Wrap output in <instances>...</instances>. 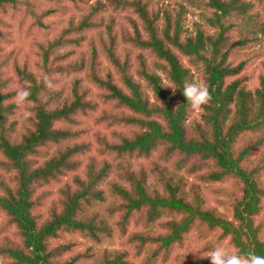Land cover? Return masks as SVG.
Here are the masks:
<instances>
[{"label":"trees","instance_id":"trees-1","mask_svg":"<svg viewBox=\"0 0 264 264\" xmlns=\"http://www.w3.org/2000/svg\"><path fill=\"white\" fill-rule=\"evenodd\" d=\"M50 1L57 7L36 14L32 0H0V13L23 5V17H35L31 33L54 30L43 16L54 11L62 22L68 11L56 9L63 0ZM65 1L84 9L36 44L37 72L13 60L31 93L22 136L10 120L21 107L18 90L3 70L13 49L5 54L0 46V153L12 171L11 182L0 184V212L21 235V243H0V264H131L129 254L141 256V264H166L193 230L202 238L218 231L234 251L264 256V59L256 86H248L243 72L249 49L256 52L264 41V0ZM189 14L196 18L188 22ZM3 24L0 16V45ZM79 46L85 50L78 52ZM62 73L75 75L68 94L52 86ZM186 81L206 83L212 96L192 120L181 89ZM167 82L178 87L175 93ZM90 83L127 111L106 110L98 117L111 126L109 134L90 135V124L79 127L80 115L99 109L88 97ZM82 155L90 158L85 171L61 188L60 203L44 215L36 190L77 172ZM137 157L149 159L150 171L134 169ZM187 175L211 183L231 180L230 189H215L224 210L206 207L202 186L189 188ZM166 214L181 217L166 221V232H155ZM132 223L142 229H131ZM71 233L86 239V246L79 249L80 242L67 237ZM116 235L134 251L104 248ZM212 247L208 242L202 251ZM189 253L175 255L171 264H210Z\"/></svg>","mask_w":264,"mask_h":264},{"label":"rangeland","instance_id":"rangeland-1","mask_svg":"<svg viewBox=\"0 0 264 264\" xmlns=\"http://www.w3.org/2000/svg\"><path fill=\"white\" fill-rule=\"evenodd\" d=\"M33 3V9L36 14H41L45 10H48L49 8H55L57 7L54 2L50 0H32ZM174 0H169V3L171 5H174ZM66 8L68 11L66 14H63V20L60 22V18L62 17L61 15H55L54 11L49 13L48 15L43 16V19L45 22L49 23L50 25L54 26V30H49L46 28L45 30L41 29H34V33L30 32V23L32 20H35V17L31 15H25L23 17L22 12H25V7L23 5L20 6V10H15V9H8L5 10V12L0 13L1 18L4 21L3 24V30H4V35H3V40L1 41V47L3 46V50L5 49V54L8 52H11L13 49V52L11 53V56L8 59V63L3 66V70L5 72V75L7 78L10 80V86L14 89H17L18 91L24 89L26 87V82L22 80L21 78L18 77L15 69H14V58L17 57L19 62L22 64V66H27L28 70L37 72L38 64H41V59L39 55L37 54V43L40 41L45 40L48 36L53 37L56 32H59L62 30V27L65 26L67 23L68 18L71 15H74L77 19L80 14H82L83 7L81 9L75 8L74 4L70 1H65L63 0L59 7L56 9H59L60 12L65 10ZM31 10H29L31 12ZM54 10V9H53ZM25 18V19H24ZM196 17L192 14H189L188 16V22L194 20ZM25 28L28 31L25 33ZM86 46V45H85ZM81 47L85 50L84 46H79L76 48L78 52L81 51ZM36 50H35V49ZM264 48V41L261 45L256 47V52L253 51V49H249V55L251 56V59L247 65V67L244 69L243 72L247 76H249L248 80V86L249 87H254L257 84V80L259 77V74L263 71L262 68V60L264 59V53L262 55H259V52ZM89 50V47H88ZM102 64H109L107 58L102 57L101 58ZM80 76L84 77L85 74H80ZM74 74H56L54 75V79L52 82V86L55 89H62L65 93H69L71 89L73 88L74 84ZM120 84V83H119ZM169 84V82H167ZM106 91L95 84L90 83L89 87V93L88 97L97 102L99 104V109L94 112V114L90 116H83L80 115L79 117L81 118V124L79 125L80 128L84 129L88 127V124L91 125V133L90 135L105 132L109 134L110 132V127L107 126L104 127L103 124L99 123L98 117L101 118L102 114L104 112L109 111V112H114L117 114L124 113L127 111H124V108H121L118 106L114 101H109L108 97L106 96ZM153 98V96H151ZM105 100V101H104ZM27 111V108L25 104L21 106L16 112L13 114L11 117V121H16V124L14 125V131L15 134L18 136H22L25 132L26 127L29 125L26 121L25 118L23 117V113ZM200 112V109H193L191 112L190 120L192 118L197 117ZM97 116V117H96ZM31 125L32 123L29 122ZM30 125V126H31ZM87 140H90L86 138ZM92 141V140H90ZM94 142V141H92ZM94 145V144H93ZM92 145V147H94ZM89 155H92V153H89ZM88 155V157H89ZM155 156H157L155 154ZM154 156V157H155ZM86 155L81 156V165L79 170L77 172H69L66 175L61 176L58 180L51 181L50 183L43 184L41 187H39L37 191V196H41L40 199L43 203V212L44 215H47V211H50L53 205L55 203H60V198H61V188L64 187L67 184H73L74 181V176L76 173L83 174L84 167L86 166V163L89 161L90 158H88ZM1 153H0V184L4 181L11 182V177H12V171H8L7 169L4 168V164L1 161ZM80 158V157H79ZM134 169H144L146 171H150V162L149 159L146 157H137L134 161ZM111 179H117V174L112 173L110 176ZM187 183L189 184V188L192 185V183H198L200 186H202L203 190V199L205 202L206 207H216L219 206L220 210H224V205H219L217 203V199L223 197L222 194L218 193L215 191V189L227 187L230 189V183L231 180L229 181H222V182H203L199 181L198 178H196L195 175H187ZM149 183L154 186V179L150 177ZM191 198V197H190ZM174 215L172 214H166L164 215L161 219L157 221V229L155 232H161L164 233L166 232L165 228V222L174 219ZM181 215H177L175 218H180ZM262 221L264 222V215L262 217ZM131 229H137L140 230L142 229V226H134V223L131 224ZM262 236L264 238V228L262 230ZM68 238L75 239L77 242H80V247L79 249L84 248L87 244V240L84 239L82 236L78 234H68ZM221 235H219L218 231L214 232L213 234H208L206 238H202L199 236V234L196 232V230L190 231L188 234L185 235L184 242L183 244H179L175 248H173L171 255L172 258L169 259L166 264H171L175 262V255L178 254H186L193 249H200L201 255H208L211 251H202L203 246L208 242L213 244V246H227L231 251H234V248L229 241V238H220ZM223 237V236H222ZM3 241H13L16 243H21V235L19 233V230L15 227V225L10 224L8 216L5 215L3 212H0V243ZM126 239L122 236L116 235L114 238H109L105 240L103 243V247H107L109 249H122V250H128L129 252L134 251L133 247L129 244H127ZM211 246V245H210ZM191 249H190V248ZM72 254L66 253L64 256L65 258H68ZM191 258H197L194 253L190 252L189 253ZM128 260H130L132 263L131 264H141V256L138 255H131L129 254V257H127ZM89 261H81L78 262L77 264H88Z\"/></svg>","mask_w":264,"mask_h":264},{"label":"clouds","instance_id":"clouds-1","mask_svg":"<svg viewBox=\"0 0 264 264\" xmlns=\"http://www.w3.org/2000/svg\"><path fill=\"white\" fill-rule=\"evenodd\" d=\"M45 83L51 86V81L45 77ZM164 86L171 87L173 93H175L176 87L171 84H163ZM186 100L190 103L193 109H200L202 106L209 104L212 100V96L209 91V87L203 82H188L186 81L181 88ZM30 90L27 88L17 92L16 104L23 106L30 96ZM23 117L25 119L30 118V113L24 112ZM199 258H207L210 264H264V256L257 255L254 251H248L246 253L240 251H231L227 246H214L212 247L208 255H201L200 249L196 248L190 251Z\"/></svg>","mask_w":264,"mask_h":264}]
</instances>
